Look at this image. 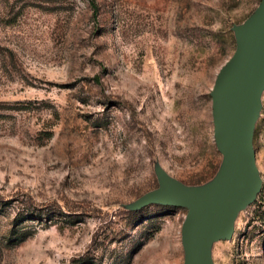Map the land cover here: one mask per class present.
Instances as JSON below:
<instances>
[{
    "label": "rangeland",
    "instance_id": "1",
    "mask_svg": "<svg viewBox=\"0 0 264 264\" xmlns=\"http://www.w3.org/2000/svg\"><path fill=\"white\" fill-rule=\"evenodd\" d=\"M260 0H0V264H184L186 209L139 199L221 163L210 91ZM261 179L215 264H264Z\"/></svg>",
    "mask_w": 264,
    "mask_h": 264
},
{
    "label": "water",
    "instance_id": "2",
    "mask_svg": "<svg viewBox=\"0 0 264 264\" xmlns=\"http://www.w3.org/2000/svg\"><path fill=\"white\" fill-rule=\"evenodd\" d=\"M233 30L235 50L210 91L214 142L223 158L216 176L205 185L190 186L161 172L159 186L133 207L154 203L186 209L184 264H215L211 242L231 237L239 211L261 185L252 138L264 89V0Z\"/></svg>",
    "mask_w": 264,
    "mask_h": 264
}]
</instances>
